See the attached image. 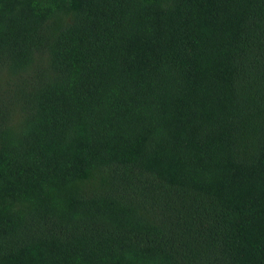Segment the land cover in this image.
I'll return each mask as SVG.
<instances>
[{
    "label": "trees",
    "instance_id": "1",
    "mask_svg": "<svg viewBox=\"0 0 264 264\" xmlns=\"http://www.w3.org/2000/svg\"><path fill=\"white\" fill-rule=\"evenodd\" d=\"M0 264H264V0H0Z\"/></svg>",
    "mask_w": 264,
    "mask_h": 264
}]
</instances>
